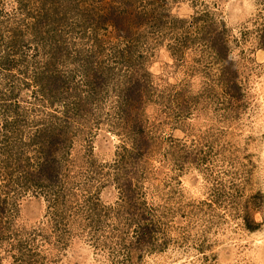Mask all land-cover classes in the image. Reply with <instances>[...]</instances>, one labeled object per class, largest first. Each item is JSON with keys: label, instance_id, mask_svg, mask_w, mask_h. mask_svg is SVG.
<instances>
[{"label": "rangeland", "instance_id": "1", "mask_svg": "<svg viewBox=\"0 0 264 264\" xmlns=\"http://www.w3.org/2000/svg\"><path fill=\"white\" fill-rule=\"evenodd\" d=\"M0 264H264V0H0Z\"/></svg>", "mask_w": 264, "mask_h": 264}]
</instances>
